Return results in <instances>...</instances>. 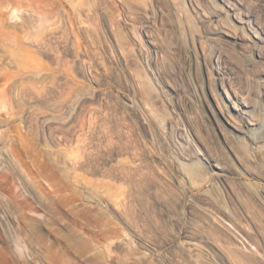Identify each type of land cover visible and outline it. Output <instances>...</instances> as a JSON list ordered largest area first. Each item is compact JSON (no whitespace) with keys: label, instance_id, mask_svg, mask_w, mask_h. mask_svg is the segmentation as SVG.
Wrapping results in <instances>:
<instances>
[{"label":"rangeland","instance_id":"1","mask_svg":"<svg viewBox=\"0 0 264 264\" xmlns=\"http://www.w3.org/2000/svg\"><path fill=\"white\" fill-rule=\"evenodd\" d=\"M0 12V63L23 81L0 98V247L23 236L18 264H264V0ZM49 23L46 48L25 38Z\"/></svg>","mask_w":264,"mask_h":264},{"label":"bare ground","instance_id":"2","mask_svg":"<svg viewBox=\"0 0 264 264\" xmlns=\"http://www.w3.org/2000/svg\"><path fill=\"white\" fill-rule=\"evenodd\" d=\"M72 2V1H71ZM81 8V7H80ZM0 14H2L1 12H0ZM53 23V22H52ZM52 23H49L50 25H45V26H41V29H39V35H37V37H35L34 39L31 37L32 36V34L31 33H26L27 35H26V39H28L29 41H31L30 43H33V45L36 43H41L42 41H43V39L45 38V37H47V35H49V34H52L53 35V37H55L54 35L55 34H53V33H55L58 29H57V27H56V29L54 28V26H52V25H54V24H52ZM52 24V25H51ZM0 25L1 26H3V27H7L5 24H3V22H1V20H0ZM3 27H1V30H3L2 28ZM12 27H14L13 28V33L15 34V37H17V35H16V32H15V30L16 31H18V32H20L19 30L21 29H24V28H28L29 29V27H28V25L27 24H25V22H17L15 25H13ZM40 27V26H39ZM81 27V26H80ZM19 29V30H18ZM53 29H54V31H53ZM25 30V29H24ZM27 30V29H26ZM4 31H6L5 29H4ZM53 31V33H51ZM3 32V31H2ZM1 32V33H2ZM8 32V31H7ZM11 32V33H12ZM22 32H23V30H22ZM4 33V32H3ZM11 33H10V35H11ZM13 33H12V35L11 36H13ZM64 35V34H63ZM2 36V35H1ZM4 36V35H3ZM20 36V35H19ZM51 36V35H50ZM5 37L7 38V40H8V38H9V36L8 35H6L5 34ZM14 37V36H13ZM14 37V38H15ZM22 37V36H21ZM19 38V41H22L23 40V37L22 38ZM2 38L3 37H1L0 39L2 40ZM11 38V37H10ZM13 38V39H14ZM49 38H51V37H49ZM47 39V38H46ZM45 39V40H46ZM52 39V38H51ZM59 39V38H58ZM49 40V39H48ZM6 41V40H5ZM32 41H34V42H32ZM45 42L46 41H44V44H45ZM65 43V42H64ZM10 44V43H9ZM37 44V46H41V47H43V46H45V48H46V46L47 45H44L43 44V42H42V44H43V46L40 44ZM63 45V44H62ZM4 46V45H3ZM36 45H35V47L33 48V49H35L37 52H39V49H38V47H37ZM5 47V46H4ZM17 48L18 47H16V50H17ZM38 50H37V49ZM44 48V47H43ZM19 50V49H18ZM46 50V49H45ZM44 50V51H45ZM77 50H78V48H77ZM21 51V50H20ZM42 51H43V49H42ZM47 51V50H46ZM18 52V51H17ZM22 52V51H21ZM35 52V51H34ZM40 52H41V49H40ZM28 54V53H27ZM40 54V53H39ZM47 54V53H46ZM52 54V53H51ZM0 57H1V55H0ZM30 57V56H29ZM42 58V57H41ZM1 60H2V58H0ZM39 59V58H38ZM0 60V61H1ZM7 60V59H6ZM36 60V59H35ZM9 61V60H8ZM18 61V60H17ZM26 62V61H25ZM2 63H5V62H2ZM57 63V62H56ZM1 64V63H0ZM13 64V63H12ZM41 64H43V63H41ZM2 65V64H1ZM6 65V64H5ZM9 66V65H8ZM7 66V67H8ZM14 66V65H13ZM6 67V68H7ZM11 67V66H10ZM19 67V66H18ZM17 67V68H18ZM29 67V66H28ZM9 68V67H8ZM11 69V68H10ZM10 69H5V67H3V65L2 66H0V80L3 82V84H5L7 87H5L4 85H3V89H0V98L2 99V98H5V101H6V97L4 96V95H8L7 93H5L6 91H7V88L9 87L10 88V90H11V92H12V94L14 95V94H16V88H18L17 86H18V84H19V82H17V81H20V80H18L17 79V76H16V74H14L13 72H17V70L16 71H13L12 72V70H11V72L10 71H8V70H10ZM21 69H23V68H21ZM20 69V70H21ZM14 70V69H13ZM47 75V74H46ZM46 75H45V77H46ZM44 76V75H43ZM48 76V75H47ZM67 76V75H66ZM32 77V76H31ZM37 77V76H36ZM56 77V76H55ZM61 77V76H60ZM39 78H42L41 77V75L39 76ZM38 78V79H39ZM69 79V78H68ZM22 80H24V79H22ZM37 80V79H36ZM43 80V79H42ZM0 81V82H1ZM33 81V80H32ZM35 81V80H34ZM41 81V80H40ZM57 81V80H56ZM23 81H20V83H22ZM67 83H68V81H67ZM32 85V84H31ZM48 85V84H47ZM69 85V84H68ZM67 86V85H66ZM2 87V84H0V88ZM5 87V88H4ZM20 87H22V84H21V86H19V88ZM41 87V86H40ZM8 88V89H9ZM73 88H76V87H73ZM21 89V88H20ZM40 89V88H39ZM54 89V88H53ZM72 89V88H71ZM19 91V90H18ZM18 91H17V93H18ZM73 91V90H72ZM9 94L11 93V92H9V91H7ZM22 91H20V93H21ZM71 92V91H70ZM69 92V93H70ZM226 92V91H225ZM68 93V94H69ZM11 94V95H12ZM23 94V93H22ZM11 95H9V100H10V102H12L11 101ZM18 95H20L19 93H18ZM24 95V94H23ZM4 96V97H3ZM227 96H228V94H227ZM8 97V96H7ZM12 98H14V97H12ZM15 99H16V97H15ZM18 99H19V97H18ZM32 99V98H31ZM2 100H4V99H2ZM9 100H7L8 102H9ZM14 100V99H13ZM14 101H19V100H14ZM13 101V102H14ZM79 101V100H78ZM15 102V103H16ZM80 102V101H79ZM76 103V102H75ZM12 104V103H11ZM8 105V104H7ZM71 105V104H70ZM77 105H78V103H77ZM80 105V104H79ZM19 108V107H18ZM78 110V109H77ZM75 112H76V110H74ZM74 111H72V113L74 112ZM72 115V114H71ZM6 119V118H5ZM75 127V126H74ZM76 129V128H75ZM60 130V129H59ZM64 131V130H63ZM67 136V135H66ZM7 147V146H6ZM70 159V158H69ZM76 159V158H75ZM69 160H67V162H68ZM75 161V160H74ZM70 162H72L73 163V161L72 160H70ZM76 162V161H75ZM71 163V164H72ZM190 170H191V172L192 173H194L195 172V168H190ZM15 238V237H14ZM112 239V238H111ZM24 237L23 236H20L19 235V237H17L16 239H14L13 241H11L12 243L13 242H15V243H13L14 244V246L17 248L16 250L18 251V249L20 250V254L22 253L26 258H22L21 257V255H14V254H17V252H16V250H15V252H14V250H13V252H14V254L12 255V253L9 251V250H6V249H3L2 247H0V264H18L17 262H21V260H23L24 262L27 260L28 261V259H29V257L31 256V250H29V248H28V250H27V243H26V245H25V243H24ZM13 245H12V247L11 248H13L14 247ZM33 246V245H32ZM114 246V245H113ZM31 247V246H30ZM8 249V248H7ZM14 249V248H13ZM31 251V252H30ZM19 252V251H18ZM113 253V252H112ZM22 255V256H23ZM35 256V255H34ZM21 258V259H20ZM32 261H33V259H32ZM34 261H35V259H34ZM39 261V260H38ZM35 262H37V261H35ZM23 263V262H22ZM22 263H20V264H22Z\"/></svg>","mask_w":264,"mask_h":264}]
</instances>
